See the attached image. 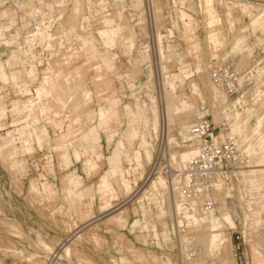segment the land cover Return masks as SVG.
I'll return each instance as SVG.
<instances>
[{"label": "rangeland", "instance_id": "rangeland-1", "mask_svg": "<svg viewBox=\"0 0 264 264\" xmlns=\"http://www.w3.org/2000/svg\"><path fill=\"white\" fill-rule=\"evenodd\" d=\"M182 11L193 17L186 37ZM211 14L221 24L211 27ZM106 18L120 28L112 48L99 34L107 29ZM139 59L146 62L140 64ZM217 62L242 70V90L228 106L238 107L239 99L243 103L226 116L231 126L241 125L243 134L233 139L230 128L226 136L251 156L245 169L238 170L236 178L230 176L215 196L218 214L198 219L188 209L187 225L193 233L189 241L203 249L192 264H210L213 257L221 264H254V246L237 253L228 228L236 225L234 214L241 219L248 215L252 237L264 241V0H213L212 6L209 0H0V152L5 151L0 157V264H48V258L52 264H179L178 240L162 244V250L150 242L155 236L161 245L163 228L175 224V198L159 181L170 185L184 165L182 154L197 151L186 137L202 102L213 122H219L227 95L220 91L221 98L215 97L210 70ZM47 77L57 88L42 101L46 111L32 109L30 118L26 103ZM170 83H176L175 91ZM195 85L201 96L195 94ZM167 90L178 97L168 107L169 120ZM183 102L190 104L187 110ZM129 105H135L137 114L144 112L140 115L145 122L137 125L139 137L133 141L128 138ZM100 108L107 113L102 122ZM155 111L161 115L158 134ZM92 128L101 133L100 146L92 139L91 146L80 140ZM45 129L40 145L34 130ZM261 130L251 141L243 137L245 131L251 136ZM23 131L36 147L33 153L22 149ZM9 132L18 134L14 147L22 151L10 152L5 143L12 140ZM63 148L70 156L68 164L60 158ZM75 151L82 154L81 161ZM88 160L98 166L91 174ZM118 160L121 169H115L109 188L98 187L109 161ZM72 176L81 178L83 200L67 196L69 188L79 193V187L66 185ZM50 189L52 193L44 192ZM105 203H110L108 211L101 208ZM228 215L234 224L223 222L216 229L215 220ZM135 220L143 233L132 230ZM206 234H212L211 244L202 240ZM258 251L264 264V251Z\"/></svg>", "mask_w": 264, "mask_h": 264}, {"label": "built area", "instance_id": "built-area-1", "mask_svg": "<svg viewBox=\"0 0 264 264\" xmlns=\"http://www.w3.org/2000/svg\"><path fill=\"white\" fill-rule=\"evenodd\" d=\"M210 79L215 87L227 95L228 101L223 105L224 111L217 124L213 122L210 109L205 102L196 108L197 119L192 123L189 134L193 142L191 147H195L197 153L176 174L178 177L177 200L198 217L218 214V201L215 196L224 190L229 177L236 178L237 171L246 167L250 160L237 142L227 136L225 139L221 138V135H227L230 130L231 120L226 114L231 112L229 103L235 101L242 90V70L230 62H217L211 67ZM234 215L236 225L228 229L232 233L230 241L236 243V252L238 253L244 246L250 244L264 251V241H258L252 237V228L248 225L247 217L241 219L239 214ZM188 231L189 228L186 226L173 224L171 228L169 227L172 243L179 241L180 234H186L191 238L192 235ZM158 241L153 237L150 240L151 244L161 250L163 249L162 244L164 246L170 244L162 239L159 245ZM63 246L64 244L58 247L62 249ZM179 253L181 256L179 264H184V261L188 264L195 263L198 247L194 241H189L184 245H179ZM47 260L48 264H52V259Z\"/></svg>", "mask_w": 264, "mask_h": 264}, {"label": "crops", "instance_id": "crops-1", "mask_svg": "<svg viewBox=\"0 0 264 264\" xmlns=\"http://www.w3.org/2000/svg\"><path fill=\"white\" fill-rule=\"evenodd\" d=\"M212 2H213V0H209V6H212ZM212 16H213V14H211V18H212ZM181 17H182V20H183V23H184V27H185V37H186L188 35V29H189V26H190L191 19H193V17L187 15L183 11L181 13ZM112 24H113V20L111 18H106L105 25L107 26V29H104V30H100L99 31V34L103 38L105 45L107 47H109V48L114 47V45H115V38L120 33V28L119 27L118 28H113L112 27ZM210 24H211V27H214L215 24H221V19H218L217 17L212 18V21H211ZM170 33H171V36L174 35V33L172 31H170ZM163 38H164V36H162V45H163L162 48H163V54H164V56H166L165 55V52H164ZM213 41H215V39H213ZM130 47H131V49H134L135 48V43L132 42L131 45H130ZM138 62L140 64H143L146 61H144L142 59H139ZM7 63L10 64V61H8ZM3 72H5V64H4V71ZM167 72H168V70L166 68L165 73H167ZM30 73L32 74V71ZM4 79L7 80L8 77L7 76H4ZM13 79L15 80L16 77H13ZM51 81H52L51 78L50 77H47L45 79V81L42 83L41 86L50 85V86H53V87H56L57 88V86L54 85V84H52ZM176 87H177L176 83H170L169 84L170 90L175 91L176 90ZM198 89L199 88L195 85V91H196L195 94H198L199 96H201V94L199 93V90ZM86 97L89 98V94L88 93L86 94ZM116 101H118V100H116ZM242 103H243V101L241 99H239L238 102H237L238 108L241 107ZM183 105L185 107V110H187V108L190 107V104L188 102H183ZM26 108L31 112V115H29L30 118H31L32 117V113H34V111H32L31 109L28 108V102L26 103ZM103 109L104 108H100V111H102ZM44 111H46V109L40 108V112H44ZM127 111H128V116L131 119L130 130L128 131V138L131 141H133L135 138L139 137V132H138V126L137 125L140 122H145L144 119H143V117L140 115V114H144V112L143 111H140V113L137 114L136 111H135V105H129V106H127ZM154 113H155V116H156V122L154 124V130L157 133L158 126H159V123H158V121H159V113L157 111H155ZM100 114H101V115H99L100 122L105 121V119L107 118V113L105 111H102V113H100ZM34 121H37V119L35 118ZM259 121L260 122H263L262 119L259 120ZM262 132H263V130H261L259 132H256V133H255V131H253L252 135L249 136L248 134H246V131H245L243 137H246L249 141H251L253 138H255L257 135L261 134ZM34 133H35V137L37 138V142L41 145V143L43 141V135L47 134L48 133V130L45 129V130H43L41 132H38V131L34 130ZM16 135H18V134L11 133V132L8 133V136L7 137L12 138V142H11L12 144H14V142H15V136ZM62 136H64V135H62ZM27 137L28 136L26 135V132L23 131L22 134L19 137L20 138V142L21 143H23V142H29L31 144L32 148L34 149V151H36V147L33 146L32 140L31 139H27ZM243 137H242V143H243ZM188 138H190V136H187L186 137V139H188ZM90 139L98 142L99 144H97V145L100 146L101 141H102L101 133H99L96 128H92L90 131H88L85 135H82V137L80 138V140L84 144L90 145V146L91 145H94L91 141H89ZM172 139H173V137H172ZM58 144L59 145H63V142L62 141L61 142H58ZM121 145H122V143H121ZM142 145L145 148L148 147V145H149L148 142H147V140L145 139V135H142ZM243 145H244V143H243ZM38 147H40V146L38 145ZM0 149H1V147H0ZM60 152H61L60 153L61 161L63 163L68 164L70 162V156H69V153L67 152V149H64V148L63 149H60ZM147 154H148V156L150 158V151L148 149H147ZM193 154H194L193 151L182 154V157H181L182 162L185 163L187 161V159L189 158V156H191ZM250 156H251V154H250ZM75 158H76L77 161H81L82 160V154L79 151H75ZM172 160L175 161V162L177 161V158H176L175 155H173ZM109 165H110L109 166V169L105 172V174H103L101 176L100 182L98 183V187H101L102 189L109 188L110 177L116 174L115 169H121V165L119 164V160H118V163H116V162H112L111 163L109 161ZM86 166H87L86 167V170H87V173L88 174H91L92 171H96L98 169L97 164L92 163V161H90V160L86 161ZM159 182H160L161 186L164 187L165 192H166V190H167V181L165 179H163V178H160V181ZM66 185L73 186V187L74 186L79 187V189H78L79 193H76V194H75L76 191L74 192V190H72V189L69 188L67 190V196H68V191H69L71 197L74 195L77 200H79V201L80 200H83V198H84V194L83 193L84 192H83V186H82L81 178L72 176L71 178H69V180L67 181V184ZM125 185L127 186V183L126 182H125ZM32 186L37 187L35 184H32ZM41 186L47 187L48 184L47 183H41ZM86 191H88L90 193L91 189H89V190L86 189ZM44 192L47 193V194H50V193H52V190L50 189V190H48V192L47 191H44ZM109 207H110V203L109 204L108 203H105L104 205H102L101 208H102L103 211H108L109 210ZM160 211H161V214H165V207H162L161 206L160 207ZM140 224H141V222L139 220H135L134 223H133V225L131 226L132 227V230L139 229L140 232L143 233L142 229H140L138 227V226H140ZM88 227L89 226L87 225L83 229H88ZM101 232H102V230L100 229V233ZM105 232L106 231H104V233ZM106 236H109V235H106ZM43 246H44V248L47 249V244L46 243L43 244ZM47 250H49V249H47ZM253 250H254V255H253L254 264H262L263 261H262V254H261V252L258 251V248L256 246L253 248ZM29 260H31V259H29Z\"/></svg>", "mask_w": 264, "mask_h": 264}, {"label": "bare ground", "instance_id": "bare-ground-1", "mask_svg": "<svg viewBox=\"0 0 264 264\" xmlns=\"http://www.w3.org/2000/svg\"><path fill=\"white\" fill-rule=\"evenodd\" d=\"M39 35V34H38ZM157 42H158V45H159V41H158V36H157ZM159 51V50H158ZM75 56V55H74ZM71 60V59H70ZM32 63V62H31ZM162 70H163V73H164V66L162 67ZM96 85V84H95ZM23 87L22 88H24V85H22ZM27 86V85H26ZM214 86V85H213ZM214 88V90H215V97H216V99L218 100V98H221L220 96H221V90L220 89H218L217 87H213ZM25 89H26V87H25ZM55 89H56V87H52V86H50V85H46V86H40L39 88H37L36 89V97H35V95H34V97L33 98H30L29 99V101H28V108L29 109H33L35 112L38 110L39 112H40V108H44V109H46V106H44L43 104H42V101H43V103H44V101H47V100H49L50 98L49 97H47V96H52V94H53V92L55 91ZM23 90V89H22ZM223 92V91H222ZM57 93V92H56ZM166 93V100L167 101H164L165 103H166V106H167V112H165L166 113V115L168 116L169 115V112H168V107L169 106H172L175 102H176V99H178V97L176 96V95H174V94H172L171 93V91L170 92H168V90H167V92H165ZM57 95H58V93L56 94V97H57ZM44 97H47V98H45L44 99ZM54 97V96H53ZM52 97V98H53ZM59 97V96H58ZM223 97V96H222ZM49 98V99H48ZM62 100V99H61ZM225 101H223V103L225 104L227 101H228V98H227V96H226V98L224 99ZM41 105H40V104ZM62 103H63V101H62ZM66 104V102H64V104L63 105H65ZM48 107V106H47ZM170 109V108H169ZM223 109H224V107H223ZM32 110V111H33ZM231 110H235V111H238V107H236V108H234V109H232L231 108ZM224 111V110H223ZM36 113H38V112H36ZM159 113V120H160V112H158ZM164 113V114H165ZM221 115H222V112H221ZM165 118V117H164ZM221 119V117H219V120ZM239 119V118H238ZM168 120H169V116H168ZM69 126H71V125H69ZM159 126H160V124H159ZM159 126H158V130H157V134H158V132H159ZM71 128V127H70ZM70 128H69V132L72 130H70ZM230 128H232V133H231V136H232V138L234 139L235 138V135H238L239 136V134H240V132L241 131H243V129L241 130V125L240 124H238V123H233V125L231 126L230 125ZM164 130H165V128H164ZM163 130V131H164ZM166 132H167V130H166ZM164 134H165V132H164ZM234 134V135H233ZM241 134H243V133H241ZM241 134H240V136H241ZM171 135V134H170ZM166 136V135H165ZM222 136L223 135H221V138H222ZM228 137V136H227ZM10 138V137H9ZM63 138H64V136H62V137H60L59 138V141H62L63 140ZM168 138V137H167ZM172 139V137H169V139ZM225 138H226V135H225ZM229 138V137H228ZM223 139V138H222ZM242 140H241V138H240V142H241ZM12 142V140L11 139H5V143L7 144V146H8V148H11V153H14V152H16V151H22V149L23 150H25L26 152H30V153H33L34 151V149L32 148V146H31V144L29 143V142H23V145H22V149H21V147L20 148H15L14 147V144H12L11 143ZM242 143V142H241ZM10 150V149H9ZM25 151H24V153H25ZM33 151V152H32ZM5 151H3V152H0V157H1V155L4 153ZM194 152V154L193 155H191V156H189V158L187 159V161L189 160V159H191L193 156H195L196 155V153H197V151H193ZM22 154V153H21ZM249 155V154H248ZM250 156V155H249ZM3 158V157H2ZM186 161V162H187ZM185 162V163H186ZM184 163V164H185ZM17 165H19V163H15V166H17ZM184 166V165H183ZM241 169H245V167H243V168H241ZM240 169V170H241ZM176 173H178V171H176ZM177 184H178V177H175L174 179H173V181H171V183H170V185H168V183H167V190H166V193L168 192V193H172V195H173V198H175V205H174V208H173V212H174V218H175V225H177V224H179L180 226H186V227H188V225H187V222H188V220H187V212H188V207H186V206H184V204L183 203H180L178 200H176V186H177ZM68 194L70 195V193H69V191H68ZM71 196V195H70ZM215 199H216V197H215ZM217 200V199H216ZM179 204H181L182 205V210H177L176 209V206L177 205H179ZM165 213H166V210H165ZM184 213V216H182V214ZM177 215H179V217L177 216ZM195 217H197V216H195ZM202 217V219L204 218L203 216H201ZM198 219H200L199 217H197ZM223 222H225V223H227V224H231V225H233L234 223H233V221H232V218L228 215V216H223L222 218H217L216 220H215V227H216V229L217 228H219L220 229V227L221 226H223ZM207 229H210V231L212 230L211 229V224H209V226L207 227ZM163 230H164V232H162L161 233V235H164V238H163V241L165 242V243H172V238H171V234H169V227H168V225H166V227L165 228H163ZM213 230H215V229H213ZM208 232H210L209 230H207ZM189 233H190V235H193V233L192 232H190V231H188ZM205 235V234H204ZM211 235L212 234H209V235H207L206 234V236H203L202 237V240L204 241V243L205 242H209V239L210 238H212L211 237ZM153 238H155V239H157L155 236H153ZM197 238V237H196ZM189 239L191 240V238H189L188 237V235H186V234H180V236H179V245H184L185 243H187V242H189ZM158 240V239H157ZM193 240H195L194 238H193ZM197 241H199V240H197L196 239V242ZM210 243V242H209ZM211 244V243H210ZM196 245H197V243H196ZM208 244L206 243V246H207ZM205 246V247H206ZM68 247V246H67ZM65 248V255L68 257V255H69V253H68V255H67V253H66V250L67 249H70L69 247L68 248ZM198 247V256H197V258L196 259H198L199 258V256H200V254L203 252V249L201 248V246H197ZM210 247V246H209ZM208 247V248H209ZM222 247V246H221ZM207 248V249H208ZM217 248V247H216ZM46 249V248H45ZM48 249V248H47ZM46 249V250H47ZM207 251H209V249L207 250ZM219 251H221V250H219ZM69 252V251H68ZM71 252V251H70ZM216 254V253H215ZM219 255H220V252L218 253ZM212 255V254H211ZM221 255H222V253H221ZM221 255H220V258H222L221 257ZM195 259V260H196ZM194 260V261H195ZM208 260H210L209 262H210V264H221V260H219V258H217V257H213V258H211V259H208ZM223 260V259H222ZM158 261V260H157ZM208 262V263H209ZM224 262V261H223ZM226 263V262H225ZM192 264V263H191ZM204 264H206V263H204Z\"/></svg>", "mask_w": 264, "mask_h": 264}]
</instances>
